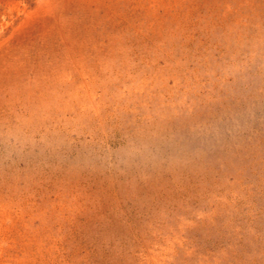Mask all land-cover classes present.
Returning a JSON list of instances; mask_svg holds the SVG:
<instances>
[{
  "label": "rangeland",
  "instance_id": "obj_1",
  "mask_svg": "<svg viewBox=\"0 0 264 264\" xmlns=\"http://www.w3.org/2000/svg\"><path fill=\"white\" fill-rule=\"evenodd\" d=\"M0 264H264V0H0Z\"/></svg>",
  "mask_w": 264,
  "mask_h": 264
}]
</instances>
